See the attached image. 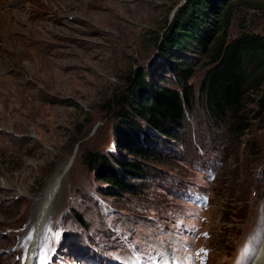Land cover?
Instances as JSON below:
<instances>
[{"label": "rangeland", "instance_id": "1", "mask_svg": "<svg viewBox=\"0 0 264 264\" xmlns=\"http://www.w3.org/2000/svg\"><path fill=\"white\" fill-rule=\"evenodd\" d=\"M180 1L0 0V264L253 262L264 233V115L240 133L210 117L203 58L190 57L195 101L180 138L154 143L164 159L148 160L137 193L105 192L84 162L89 149L127 156L108 100L132 68L164 58L146 38ZM229 31L264 32V7L238 6ZM71 158L28 262L37 207Z\"/></svg>", "mask_w": 264, "mask_h": 264}, {"label": "trees", "instance_id": "2", "mask_svg": "<svg viewBox=\"0 0 264 264\" xmlns=\"http://www.w3.org/2000/svg\"><path fill=\"white\" fill-rule=\"evenodd\" d=\"M240 5L261 8L264 0H186L163 31L146 38L154 39L164 58L152 68H132L125 86L108 100L114 141L127 156L90 149L84 156L106 184L105 192L137 193L140 186L133 179L146 175L148 160L164 159L154 143L163 137L180 138L186 112L195 101L190 79L197 70L190 57L203 58L201 95L210 117L240 133L250 127V118L264 115V32L230 34ZM163 67L171 72L169 77L160 74Z\"/></svg>", "mask_w": 264, "mask_h": 264}, {"label": "bare ground", "instance_id": "3", "mask_svg": "<svg viewBox=\"0 0 264 264\" xmlns=\"http://www.w3.org/2000/svg\"><path fill=\"white\" fill-rule=\"evenodd\" d=\"M66 172H65V174H66ZM62 178H63V175H62V177L61 176L58 177L55 181H53V183H51L48 186L46 192L44 193V195L42 196V198L40 200L41 203H39V206L37 207V210H36L37 217H36V226H35V235H34L35 238H34L32 247H31L30 252H29V261L28 262L32 261L33 256L36 253V250L34 249L35 243L36 242L38 243L39 240L41 239V237L43 236L42 235L43 230H44L46 222L50 216V213L53 209L57 194L60 190L61 183L63 180ZM251 264H264V233H263L259 248L257 250V253L255 255V258Z\"/></svg>", "mask_w": 264, "mask_h": 264}, {"label": "water", "instance_id": "4", "mask_svg": "<svg viewBox=\"0 0 264 264\" xmlns=\"http://www.w3.org/2000/svg\"><path fill=\"white\" fill-rule=\"evenodd\" d=\"M185 2H186V0H181V1L175 6V8L173 9V11H172V13H171L170 18H173V16L175 15L177 9H178L181 5H183ZM72 161H73V158H71V160L69 161V163L66 165L64 171L61 173V177H62V175H63V174L69 169V167H70L71 164H72Z\"/></svg>", "mask_w": 264, "mask_h": 264}, {"label": "snow or ice", "instance_id": "5", "mask_svg": "<svg viewBox=\"0 0 264 264\" xmlns=\"http://www.w3.org/2000/svg\"><path fill=\"white\" fill-rule=\"evenodd\" d=\"M58 235V234H57Z\"/></svg>", "mask_w": 264, "mask_h": 264}]
</instances>
